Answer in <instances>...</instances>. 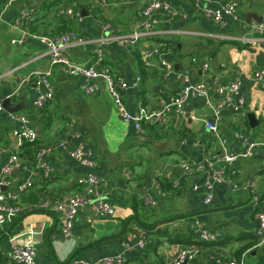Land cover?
Listing matches in <instances>:
<instances>
[{
    "label": "crops",
    "instance_id": "1",
    "mask_svg": "<svg viewBox=\"0 0 264 264\" xmlns=\"http://www.w3.org/2000/svg\"><path fill=\"white\" fill-rule=\"evenodd\" d=\"M45 1L48 0H39V3L35 0H0V12H3V18L0 19V99L11 97L14 103H19L22 109L15 113L25 115L27 125L38 133L32 146L34 155L28 157L23 148L26 140L16 132L25 124L10 118L8 112H0V177L12 154H17L23 163L22 168L9 177L8 184L2 189L15 191L30 178L32 185L20 195V204L28 205L46 197L59 199L81 192L83 188L78 179L93 171L107 184L106 196L115 205L117 214L97 217L89 206H85L75 218L72 237L66 239L62 235L58 213L40 208L28 210L13 221L0 224V262H12V244L31 242L38 248L36 259L39 264L66 261L73 253H77L76 259L91 262L105 256L123 254L126 258L124 264H173L176 254L186 245L164 243L159 247L158 255H148L144 263L143 250L136 246L131 249L127 247V244L138 242L143 230L135 221L131 222V228L128 227L122 236L97 243L100 238L120 232L130 216H137L135 198L140 209L146 208L139 198L142 193L158 198L153 179L159 176H166L172 182L177 180L178 188L183 191L169 200L159 198L161 207L156 217L160 218L242 203L249 197L248 187L252 186L254 199L249 204L181 221L190 223L200 220L209 229L225 237L241 232H251L255 236L256 212L264 204V173L256 175L264 169L262 147L256 148L248 157H241L234 164L238 170L234 176L230 175L234 185L219 183L214 186L213 201L209 206L203 201L205 188H193L195 183L201 184L203 175H187L180 164L187 159L202 161L208 155L222 153L214 134L205 127V120L215 118L213 104L223 98L217 88H228L235 76L241 82L240 94L235 96V101L240 95L245 97V110L256 114L258 124L251 127L248 120V126L246 117L240 112L231 105L224 107L219 126L228 141L229 150L236 153L244 151L241 141L234 135L236 130H243L255 141L264 139V122L260 121L264 117V88L254 77L256 69L264 64V41L249 45L242 40L262 37L229 17L222 23L209 21L196 9L192 0H166L184 12L186 18L162 21L159 28L164 33L140 41L138 48L163 46L168 41L178 42L175 50L169 47L162 56L153 58L145 78L140 73L139 59L134 51L137 47L124 50L114 43L105 45L104 63L108 60L112 64L109 67L117 79L124 78L131 83L137 76H142L139 89L130 88L123 92L132 113L141 105L157 108L162 103L170 102L177 90L188 83L202 82L210 90V102L209 99L197 97L188 99L185 110L191 106L189 117L186 116L187 112L182 116L168 114L163 124L146 126V131L140 132L132 122L118 114L104 83L98 94L89 95L83 90L82 77L67 75L59 66L52 68L55 98L38 111L40 108L35 103L36 81L32 72L37 68H49L50 61L46 47L36 35L42 32L43 35L59 34L71 28V22L64 24V15L59 14L62 0L56 6L42 8ZM225 1L212 0L210 5L220 8ZM239 1L238 13L242 19H246L247 13L254 12L262 16L261 22L264 23V0ZM145 3L146 0H110L106 6L93 7L91 1L79 0L78 7L88 15L78 21L76 30L90 41L68 48V55L76 62L91 63L96 57L99 40L108 32L104 30L103 22L112 23L119 33H129L134 30ZM27 8L32 9L30 16L24 24H16ZM31 22L38 26L40 32L30 31ZM223 40H236L240 44L224 43L217 47V43ZM163 60L172 66L169 74L164 69ZM203 63L209 65L208 69H203ZM105 121L106 127H115L109 132L108 138L103 132ZM150 127L154 129L152 133ZM80 142L95 150L98 165L94 169L80 164L71 156V149ZM156 142H162L161 149L157 148ZM163 144L166 147L163 148ZM45 146L52 147V151L44 158L51 167L48 174L40 167L37 158L38 149ZM215 166L225 168L228 172L231 169L223 159L216 160ZM257 198L263 201L258 204ZM10 227L12 230L7 234ZM235 232L238 233L232 234ZM245 243L236 241L225 247L202 244L197 246L198 252L191 264H218L222 257H233L235 250ZM243 256L246 264H258L264 258V244L257 242Z\"/></svg>",
    "mask_w": 264,
    "mask_h": 264
},
{
    "label": "built area",
    "instance_id": "2",
    "mask_svg": "<svg viewBox=\"0 0 264 264\" xmlns=\"http://www.w3.org/2000/svg\"><path fill=\"white\" fill-rule=\"evenodd\" d=\"M91 1L93 7L97 5L106 6L110 0H87ZM196 9L209 21L213 23H222L226 18H231L234 22L241 24L245 28H249L251 32L260 35L262 38H243L242 40L249 44H257L259 40L264 41V23L252 20L246 23L238 13L240 5L239 0H226L220 8H214L210 5L212 0H192ZM79 0H70L69 4L59 11V14L68 15L78 21L84 18L81 8L78 7ZM32 13L31 8H27L22 12L17 19L16 24L22 25L24 21ZM178 17L186 18V14L179 9L173 7L166 0H146L145 5L140 12L133 31L129 33H119L110 22H103L104 30H108L106 34L99 40V46L96 50V57L91 63H79L74 61L67 53L68 48L77 45H84L90 40L88 37L81 35L77 30H69L56 35H36L40 42L46 47V54L49 57V68H37L32 72V76L36 81V106L44 107L48 102L55 98V85L52 80V68L59 66L70 76H80L83 78V90L89 94H98L102 89V83L105 84L108 93L113 99L118 114L126 121L132 122L136 130L140 132L146 131V126L163 124L168 114L175 113L177 115H184L185 106L191 97L209 99L210 90L207 86L200 83H188L180 87L170 102L162 103L160 107L154 108L149 105H141L136 112H131L124 100L123 92L135 88L139 89L141 86L142 77L137 76L131 83L126 79H117L109 66H102L101 62L105 59L104 46L108 44H116L124 50H131L138 47L143 38L156 36L165 31L159 28L162 21L172 22ZM3 18V12H0V19ZM141 59L147 67L152 66V61L155 56H162L163 50L160 45L141 47ZM197 61L196 58L193 59ZM164 69L167 74L171 71V64L163 60ZM203 69H208V64L203 63ZM254 77L256 81L264 88V64L256 69ZM240 79L235 76L229 83V87H218L217 91L222 95V100L213 104V111L215 118L213 120H205V127L214 134L219 145L221 154H211L206 156L202 161L187 159L181 162L180 166L187 175H194L200 173L203 175L201 184L195 183L193 188L199 190L200 187L205 188L203 201L206 206H209L213 201L212 190L216 184L228 183L234 185V180L230 175L234 176L237 173V168L234 164L241 157H248L253 154L258 147L264 149V139L255 141L243 130H236L234 135L238 138L244 148L243 152H231L229 150L228 141L222 134L219 126V121L222 118V109L231 105L236 111L240 112L243 117H247L245 106L247 104L246 98L241 96L235 101V96L240 94ZM3 100L0 99V112L6 111ZM10 118L21 122L24 127L16 130L18 135L27 141H35L38 138V133L27 125L28 119L21 113L8 112ZM185 142V141H184ZM52 151L51 146H45L38 149L37 158L40 161V167L44 169L45 173L51 171L50 165L44 160L46 155ZM70 154L73 158L78 160L91 169L98 165L97 155L94 149L84 142L78 143L74 146ZM223 159L230 166L228 172L225 168H217L215 161ZM22 160L17 154H12L8 163L2 170L0 177V224L4 225L13 221L21 214L32 209H46L54 211L60 215L62 235L66 239L72 237L75 218L80 209L85 206L91 208V212L97 217H112L117 214L115 205L107 198V191L105 188L107 184L104 180L98 177L93 171L84 174L78 179V183L82 186L81 192L72 193L59 199H52L46 197L37 202L28 205H22L19 202L20 195L25 192L31 185L32 180L27 178L25 182L20 184L15 191H6L2 187L8 184L9 177L17 170L22 168ZM129 177L130 173H128ZM264 183V174H263ZM173 184L179 187L177 180H173ZM153 187L158 196L149 193H142L139 197L147 210L156 209L159 206V198L166 196V192L162 190L157 177L153 179ZM260 203V198L256 199ZM256 231L255 235L258 244H264V204L259 206L256 212ZM191 227L197 233V237L203 242H213L221 237L220 232L209 229L204 222L194 220L191 222ZM147 244L146 232L142 230L140 238L136 244H127L128 248L138 247L144 250ZM198 248L196 245L186 246L181 249L174 257L173 264H191L194 260ZM38 248L33 243H16L12 244V252L10 257L13 261L22 264H39L37 262ZM126 258L123 254L116 256H105L95 261H86L75 259L76 264H124ZM218 264H246L244 259L238 260L232 257H222L218 260Z\"/></svg>",
    "mask_w": 264,
    "mask_h": 264
},
{
    "label": "trees",
    "instance_id": "3",
    "mask_svg": "<svg viewBox=\"0 0 264 264\" xmlns=\"http://www.w3.org/2000/svg\"><path fill=\"white\" fill-rule=\"evenodd\" d=\"M60 1L61 0H52V1L48 0V1H45V3L43 5H41V7L43 8V7L56 6L60 3ZM68 3H69V1L62 0L61 4L59 6V8H60L59 11L62 8L66 7L68 5ZM61 15H64L63 23L69 24L71 22L70 30H76V28H77L76 26L79 24L78 20H76V19H74L68 15H65V14H61ZM69 27L70 26H68L66 28H69ZM29 29L32 33L40 32L38 26L34 25L33 22H31L29 24ZM63 32H66V31H63ZM42 33H39V34H42ZM49 35H56V34H49ZM224 43H232V44H238V45L240 44L236 40H223V41H220L217 43V47H219L221 44L223 45ZM138 47L137 48L134 47V48H136L134 51L137 54L138 59H139L138 66L140 69V73L144 77V75L148 74L147 66L144 64L143 60L141 59V49ZM169 47H171L172 49L175 50L178 47V42L168 41L167 44H164L163 46H161V49L163 50V52H166ZM134 48H132V49H134ZM213 54H214V52H213ZM101 65L102 66H112V64L108 60L106 61V64L104 63V60H103L101 62ZM44 107H46V106H44ZM43 108L38 109V111L42 110ZM245 120H246V124L249 126L248 117H246ZM260 121L264 122V117L262 119H260ZM153 130H154L153 128H151V127L149 128L150 133H152ZM155 136L157 137V132H156ZM35 142L36 141H27L26 140L24 143L23 148H24V151L26 152L28 157L31 155H34V151H33L32 146L35 144ZM157 180H158L162 190L166 192V196L164 197L165 200H169L170 198H173V197H175L178 194L183 192L180 188L174 186L172 180L166 176H162V177L159 176V177H157ZM37 201L38 200H36L35 202H37ZM260 201H263V199L261 198ZM138 205H139V202L135 198V206H134V208L136 210L135 214L138 216V218H140V220L143 224H145L147 226H152L159 219H161L160 217H156L158 210L160 209L161 206L157 207L156 209L147 210L146 208L140 209ZM148 215H150V216H148ZM174 215L175 214L164 215L163 218H168V217H171ZM152 216H154L153 219H152ZM129 228H131V227H129ZM143 230L146 232V238H147L146 247L142 252L143 253L142 254L143 263L145 261L144 260L145 257H147L148 255L149 256L151 254L158 255L159 247L164 243L182 244V245H186V246H192V245L200 246L202 244H205V245L207 244V245L225 247V246L229 245L230 243H233L236 241H245L246 243L244 245H242L241 247H239L235 250V252L233 253L234 256L233 257L231 256L232 258H236L238 260L244 259V256H243L244 253L248 249L253 248L257 244L256 235L254 236V234L251 232H241L235 236H230V237L229 236L225 237V236L221 235L220 238H217L213 242H203L197 237V233L195 232L194 228L191 227V222L190 223H184L181 220H178V221H175L173 223L166 224L163 226H159L158 228H156L154 230H146V229H143ZM75 259H76V256L68 264H76L74 262ZM0 263L1 264H22V263H17L13 260H12V262H6L5 260H3ZM56 264H61V263L58 261ZM258 264H264V258H262Z\"/></svg>",
    "mask_w": 264,
    "mask_h": 264
},
{
    "label": "water",
    "instance_id": "4",
    "mask_svg": "<svg viewBox=\"0 0 264 264\" xmlns=\"http://www.w3.org/2000/svg\"><path fill=\"white\" fill-rule=\"evenodd\" d=\"M37 3H39V0H35ZM83 15L86 16L88 15V13H86L85 11H83ZM245 21L246 23H250L252 20H256L258 22H261L262 21V16L258 15L257 13H254V12H250V13H247L245 15ZM177 67V65L175 66ZM3 105L6 109V111L8 112H15V111H19L22 109V107L20 106L19 103H14L12 101V98L11 97H7L3 100ZM190 110H191V106H187L186 107V116H190ZM247 117H248V120H249V123H250V126L251 127H256L258 122H257V118H256V114L254 112H250L247 114ZM161 143L162 142H156V146L157 148L161 149L162 146H161ZM166 147V144H163V148ZM261 173H264V169L260 170L256 175L258 174H261ZM255 175V176H256ZM252 177V179H254V177ZM248 193H249V197L247 198V200L243 201L242 203H239V204H233V205H230L228 207H224V208H213V207H209V208H205V209H202L201 211L199 212H196V213H189V214H180V215H175V216H171V217H168V218H161L159 219L154 225L152 226H147L145 224H143L141 222V220L137 217V216H130L126 222L124 223L123 227H122V230L118 233H114V234H111V235H108V236H105L103 238H100L97 243L103 241L104 239H111V238H115V237H120L122 236L128 229V227L130 226L131 222L132 221H135L139 227H141L142 229H146V230H154L156 228H158L159 226H163V225H166V224H170V223H173L175 221H178V220H182V219H186V218H191V217H194V216H197V215H201V214H209V213H214V212H217V211H223V210H226V209H234V208H237L239 206H242V205H245V204H249L252 202V200L254 199V192H253V188L252 186H249L248 187ZM12 230V227H10L7 231V234ZM1 239V238H0ZM49 241V240H48ZM51 246V244H50ZM52 248V246H51ZM77 253H73L66 261H59L61 264H68L69 262H71L75 256H76Z\"/></svg>",
    "mask_w": 264,
    "mask_h": 264
},
{
    "label": "rangeland",
    "instance_id": "5",
    "mask_svg": "<svg viewBox=\"0 0 264 264\" xmlns=\"http://www.w3.org/2000/svg\"><path fill=\"white\" fill-rule=\"evenodd\" d=\"M243 10H246V8L244 9V7H243ZM237 33V32H236ZM114 106H115V104H114ZM116 121V120H115ZM116 123L117 124H119L118 123V121H116ZM115 128V127H114ZM114 128H111V126L109 127H106V121L105 122H103V132H104V134H105V136H106V138H108V135L110 134L109 132H111ZM111 143V142H110ZM237 228H240V227H237ZM238 232H235V233H232V234H237ZM75 261V260H74Z\"/></svg>",
    "mask_w": 264,
    "mask_h": 264
}]
</instances>
